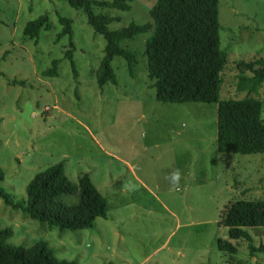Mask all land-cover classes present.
Masks as SVG:
<instances>
[{"label":"rangeland","instance_id":"obj_1","mask_svg":"<svg viewBox=\"0 0 264 264\" xmlns=\"http://www.w3.org/2000/svg\"><path fill=\"white\" fill-rule=\"evenodd\" d=\"M153 3L133 0L128 12L107 11L119 18L108 30L149 22ZM42 14L49 30L24 37V25ZM58 15L71 20L76 77L63 59L66 38L54 40ZM217 21L226 53L219 99L261 100L262 89L246 95L236 82L250 75L245 65H264V0H218ZM147 35L120 44L135 56L131 75L113 58L116 84L98 89L94 71L104 41L80 11L62 0H0V189L25 199L28 181L62 162L73 191L60 202H78L84 174L106 201V218L95 219L91 230L58 232L0 200V228L11 230L6 242L29 248L43 241L55 258L76 264H264L257 250L264 228L246 229L250 240L232 242L234 254L216 249L227 239L223 211L235 201L264 200V155L216 150L215 104L154 100L143 55ZM53 60L55 76H42ZM260 117L264 123V103ZM175 169L182 178L170 190ZM133 184L137 190L129 191Z\"/></svg>","mask_w":264,"mask_h":264},{"label":"trees","instance_id":"obj_2","mask_svg":"<svg viewBox=\"0 0 264 264\" xmlns=\"http://www.w3.org/2000/svg\"><path fill=\"white\" fill-rule=\"evenodd\" d=\"M70 8L80 11L92 32L104 41L103 55L94 71L98 89L105 84H116L111 61L122 59L131 75L135 64L134 54L123 48V41L148 34L143 43L146 77L152 81L154 100L161 104L202 103L216 105L215 147L219 153L235 155H264V123L260 117L264 103V65L254 68L245 65L250 75L237 78V90L246 95L262 89L261 100L243 97L239 100H220L221 72L226 53L219 47L217 21L218 0H154L148 10L149 22L129 23L117 30H108L110 23L119 21L107 11L128 12L133 0H62ZM60 25L55 41L65 37L67 49L63 59L71 74L76 77L72 58L71 20L57 16ZM49 30L46 14L28 21L22 35L36 39L40 31ZM58 64L53 60L51 68L41 72L44 77H54ZM8 85H23L11 80ZM3 172L0 169V182ZM78 202L64 205L58 200L71 195L73 185L64 175L62 162L35 174L24 188L25 199H15L0 189L2 203L17 210L23 216L47 228L62 231L91 230L97 218H106V201L95 189L86 174L77 180ZM222 225L226 228V240L218 239L216 249L220 253L234 254L232 242L250 240L246 229L264 228V200L235 201L222 213ZM11 230L0 228V264H76L58 260L43 241L29 248L7 243ZM257 250L264 253V245ZM110 264V263H106Z\"/></svg>","mask_w":264,"mask_h":264},{"label":"clouds","instance_id":"obj_3","mask_svg":"<svg viewBox=\"0 0 264 264\" xmlns=\"http://www.w3.org/2000/svg\"><path fill=\"white\" fill-rule=\"evenodd\" d=\"M181 178H182V174L180 169H175L168 174L167 179L169 180V183L171 185L170 190H178L179 182ZM135 190H137L136 186L134 184L130 185L129 191H135Z\"/></svg>","mask_w":264,"mask_h":264}]
</instances>
